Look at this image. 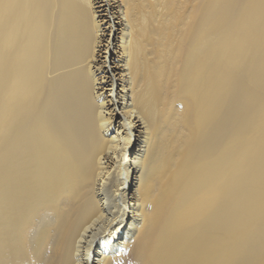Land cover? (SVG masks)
<instances>
[{"label":"bare ground","instance_id":"6f19581e","mask_svg":"<svg viewBox=\"0 0 264 264\" xmlns=\"http://www.w3.org/2000/svg\"><path fill=\"white\" fill-rule=\"evenodd\" d=\"M0 264H264V0H0Z\"/></svg>","mask_w":264,"mask_h":264}]
</instances>
